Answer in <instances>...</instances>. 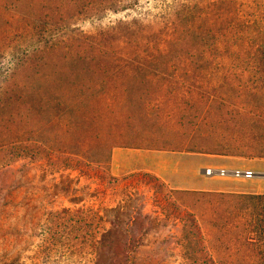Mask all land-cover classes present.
<instances>
[{"label":"trees","instance_id":"obj_1","mask_svg":"<svg viewBox=\"0 0 264 264\" xmlns=\"http://www.w3.org/2000/svg\"><path fill=\"white\" fill-rule=\"evenodd\" d=\"M138 3L0 0V149L8 161L68 153L96 162L67 145L78 117L97 108L92 119L100 116L109 134L117 111L127 125L135 113L147 122L161 97L177 103L187 129L172 150L264 158V0H159L155 14L99 23ZM77 21L98 26L83 30ZM111 244L107 254L118 251Z\"/></svg>","mask_w":264,"mask_h":264},{"label":"rangeland","instance_id":"obj_2","mask_svg":"<svg viewBox=\"0 0 264 264\" xmlns=\"http://www.w3.org/2000/svg\"><path fill=\"white\" fill-rule=\"evenodd\" d=\"M158 6L159 0H139L134 10L108 13L99 23L155 14ZM76 24L83 30L98 26ZM149 85L153 90L159 87ZM197 99L189 97L192 104ZM160 104L159 113H149L147 122L135 113L130 125L117 111L119 122L109 134L102 131L100 116L92 119L99 110H85L66 142L83 146L93 163L68 153L11 162L2 147L0 264H224L231 237L243 264H264V196L184 191L149 172L121 173L111 166L113 147L160 150L167 137L171 140L165 148L169 153L165 178L175 160L189 176L198 162L206 160L209 154L172 150L173 140L179 141L186 126L177 123L174 100L163 103L161 97ZM169 108L171 117L165 116ZM94 129L100 133L90 139ZM116 226L120 233L112 231ZM108 243L117 246L115 254H107Z\"/></svg>","mask_w":264,"mask_h":264},{"label":"crops","instance_id":"obj_3","mask_svg":"<svg viewBox=\"0 0 264 264\" xmlns=\"http://www.w3.org/2000/svg\"><path fill=\"white\" fill-rule=\"evenodd\" d=\"M174 156V155H172ZM206 160L198 162L194 172L189 176L180 168L179 160L171 164L170 177L165 178L169 167V153L167 150H147L139 148L113 147L111 151V166L118 172H149L162 181L168 182L171 188L209 193H229L241 195L264 196V177H234L232 175H204L201 173L204 168L249 170L253 173H264V158L250 159L248 162L241 161L235 157L205 155ZM177 158V157H173ZM259 166L260 168H255ZM167 177V176H166ZM230 256H225L224 264H243V259L237 253L240 249L233 246L232 237ZM227 249L225 248V252Z\"/></svg>","mask_w":264,"mask_h":264},{"label":"built area","instance_id":"obj_4","mask_svg":"<svg viewBox=\"0 0 264 264\" xmlns=\"http://www.w3.org/2000/svg\"><path fill=\"white\" fill-rule=\"evenodd\" d=\"M204 175H218V176H227V175H232L234 177H252L254 173L249 170H239V169H234L232 171H228L225 169H211V168H205L204 170Z\"/></svg>","mask_w":264,"mask_h":264},{"label":"water","instance_id":"obj_5","mask_svg":"<svg viewBox=\"0 0 264 264\" xmlns=\"http://www.w3.org/2000/svg\"><path fill=\"white\" fill-rule=\"evenodd\" d=\"M204 170H205V169H202L201 173H203V174H204V173H205V172H204ZM253 176H260V177H264V173H254V175H253Z\"/></svg>","mask_w":264,"mask_h":264}]
</instances>
